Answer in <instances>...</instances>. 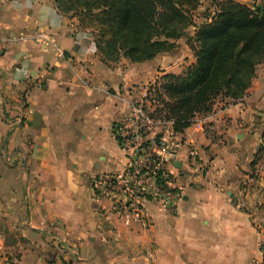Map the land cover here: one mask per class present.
Listing matches in <instances>:
<instances>
[{
  "label": "crops",
  "instance_id": "0c3cea01",
  "mask_svg": "<svg viewBox=\"0 0 264 264\" xmlns=\"http://www.w3.org/2000/svg\"><path fill=\"white\" fill-rule=\"evenodd\" d=\"M160 59L104 64L53 0H0V264H264V167H250L264 140V64L241 101H216L180 134L196 156L178 151L171 203L141 201L146 229L117 223L94 188L121 173L114 127L168 73Z\"/></svg>",
  "mask_w": 264,
  "mask_h": 264
},
{
  "label": "trees",
  "instance_id": "16d2710c",
  "mask_svg": "<svg viewBox=\"0 0 264 264\" xmlns=\"http://www.w3.org/2000/svg\"><path fill=\"white\" fill-rule=\"evenodd\" d=\"M213 12L199 24L191 11L201 0H53L56 10L94 38L102 62L142 63L185 38L194 63L181 74L156 78L149 92L154 114L182 134L218 100L235 104L264 64V0L252 8L233 0H205ZM193 27V35L186 30ZM115 128V127H114ZM264 136V133H263ZM255 164V157L250 167Z\"/></svg>",
  "mask_w": 264,
  "mask_h": 264
},
{
  "label": "built area",
  "instance_id": "2783aa9c",
  "mask_svg": "<svg viewBox=\"0 0 264 264\" xmlns=\"http://www.w3.org/2000/svg\"><path fill=\"white\" fill-rule=\"evenodd\" d=\"M37 42L46 43L61 56L54 41L47 34H38ZM128 117L114 128V137L124 153L123 169L118 175L94 178L93 186L100 193L110 196V212L115 221L124 227H148L141 201L153 199L165 205L171 203L173 179L169 168L177 160L178 151L184 148L194 159L195 149L174 131L173 121L154 114L155 104L149 92L141 99L129 103ZM154 127L159 129L153 141L146 140ZM262 228V227H261ZM1 264H14L7 256Z\"/></svg>",
  "mask_w": 264,
  "mask_h": 264
},
{
  "label": "rangeland",
  "instance_id": "374dc122",
  "mask_svg": "<svg viewBox=\"0 0 264 264\" xmlns=\"http://www.w3.org/2000/svg\"><path fill=\"white\" fill-rule=\"evenodd\" d=\"M233 1L252 8L254 5H260L262 0H233ZM212 12H213L212 5L205 0H201L200 6L196 10L191 11L192 21L196 24H199L202 21L206 20V17L210 16ZM193 31H194V28L189 27L186 30V33L190 37L193 35ZM92 39H93V42L95 43L93 37H92ZM162 56L166 57L169 61V65H167V68L169 69L167 74H172V72L173 73L176 72V73L181 74L180 72H182L184 69H186L187 67H189L191 64L194 63V58H193L192 53L189 50L188 46L186 45L185 38H180L176 41H173V46H172V48H170V50L168 52L156 56L155 59H153L154 60L153 64L155 65V67L160 68L162 66V65H160V64H163V63H160L162 60V59H160V57H162ZM124 60L126 62H129L126 59H119L116 62L104 61V64H109V63L118 64V63L124 62ZM168 66H170V67H168ZM179 74H174V75H179ZM152 84L153 83H151L150 86L148 87L146 93L144 94L145 96L148 95L150 87L152 86ZM137 93H139V91ZM150 93H151V91H150ZM142 98L143 97H139V99H141V100H142ZM257 152H256L257 157L255 156V164L253 166L260 165V166L264 167V140L262 142L261 148L257 149ZM260 154H261V156H260ZM254 169L256 170V168H254V167L251 170H254ZM251 170H250L251 174H249V175L251 177L256 178V175L258 173L253 172ZM263 210H264V208H263Z\"/></svg>",
  "mask_w": 264,
  "mask_h": 264
},
{
  "label": "water",
  "instance_id": "95a60500",
  "mask_svg": "<svg viewBox=\"0 0 264 264\" xmlns=\"http://www.w3.org/2000/svg\"><path fill=\"white\" fill-rule=\"evenodd\" d=\"M175 166H178V163H177V164H175Z\"/></svg>",
  "mask_w": 264,
  "mask_h": 264
}]
</instances>
